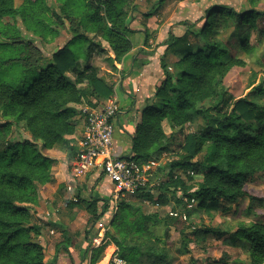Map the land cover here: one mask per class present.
Returning a JSON list of instances; mask_svg holds the SVG:
<instances>
[{
    "label": "clouds",
    "instance_id": "obj_1",
    "mask_svg": "<svg viewBox=\"0 0 264 264\" xmlns=\"http://www.w3.org/2000/svg\"><path fill=\"white\" fill-rule=\"evenodd\" d=\"M0 264H264V0H0Z\"/></svg>",
    "mask_w": 264,
    "mask_h": 264
}]
</instances>
